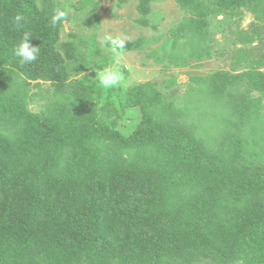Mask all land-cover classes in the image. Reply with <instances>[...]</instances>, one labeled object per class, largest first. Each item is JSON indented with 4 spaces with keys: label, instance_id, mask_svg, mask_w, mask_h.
<instances>
[{
    "label": "trees",
    "instance_id": "16d2710c",
    "mask_svg": "<svg viewBox=\"0 0 264 264\" xmlns=\"http://www.w3.org/2000/svg\"><path fill=\"white\" fill-rule=\"evenodd\" d=\"M152 1L138 0L142 26L152 25ZM174 1L185 15L158 48L188 65L209 56V15L258 13L262 0ZM89 3L98 1L81 7ZM56 8L65 1L0 0V264H264V59L236 53L241 72L191 76L182 107L153 82L130 86L122 106L141 119L126 135L73 80L93 51L76 34L60 41ZM18 12L23 28L12 22ZM24 31L41 49L29 64L13 55ZM39 81L53 91L32 112Z\"/></svg>",
    "mask_w": 264,
    "mask_h": 264
},
{
    "label": "rangeland",
    "instance_id": "374dc122",
    "mask_svg": "<svg viewBox=\"0 0 264 264\" xmlns=\"http://www.w3.org/2000/svg\"><path fill=\"white\" fill-rule=\"evenodd\" d=\"M61 1H65L68 18L63 22L60 41L72 39L69 34H76L74 42L80 40L89 42L88 49L81 51H85L87 57L93 51L89 67L72 78L84 80L87 88L96 96L98 108L95 109L99 117L105 121L114 119L116 128L126 135L136 128L141 119L138 107L122 106L130 86L153 82L165 100L182 107L191 94L188 93L189 85L194 86V82L190 80L191 76L206 75L218 70L241 72L245 62L241 61L240 65L232 64V58L236 53L246 56L247 60L264 59V0L261 1L259 14L247 8H240L239 13L231 16L220 12L209 15L207 20L209 56L202 60L190 59L188 65L174 64V61L169 60L158 48L170 36L171 28L185 15L174 0L152 1V12L148 16L152 25L147 27L136 21L139 17L138 0H129L121 6L116 0H97L95 8L92 7V3L81 7L87 0ZM256 30L258 36L253 40H247V37ZM106 33L126 35L130 38L129 41L141 37L144 44L141 49H125L120 64L115 65L113 53L107 45L100 42ZM169 45L170 42L167 51H170ZM109 65L119 67L124 72L125 79L120 87L104 90L99 85L96 73ZM260 70L264 72V65ZM30 84L32 85L28 92L30 100L28 109L40 112L44 104L50 100L53 88L49 81H39V86L33 85L34 82ZM258 95L256 90L250 93L254 98ZM108 101L116 108V112L113 111L111 115L101 111V106ZM262 102L264 103V98Z\"/></svg>",
    "mask_w": 264,
    "mask_h": 264
},
{
    "label": "clouds",
    "instance_id": "9594fccd",
    "mask_svg": "<svg viewBox=\"0 0 264 264\" xmlns=\"http://www.w3.org/2000/svg\"><path fill=\"white\" fill-rule=\"evenodd\" d=\"M68 12L62 8H56L51 17L50 23L55 26L61 24L67 19ZM26 17L22 13H17L13 17V24L17 28H23ZM30 37L32 33L30 31H24L22 38L18 45L13 49V55L19 58L21 64H29L37 61L40 54V47L30 43ZM129 37L126 35H113L111 33H106L101 38V43L109 47L110 51L113 53V63L119 65L126 49ZM99 80V85L104 90L113 89L120 87L125 79L124 72L119 67H113L109 65L105 67L102 71L96 73ZM236 264H243L242 260L236 262Z\"/></svg>",
    "mask_w": 264,
    "mask_h": 264
}]
</instances>
